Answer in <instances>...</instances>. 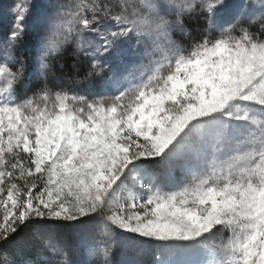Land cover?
Masks as SVG:
<instances>
[{"label": "snow or ice", "instance_id": "snow-or-ice-1", "mask_svg": "<svg viewBox=\"0 0 264 264\" xmlns=\"http://www.w3.org/2000/svg\"><path fill=\"white\" fill-rule=\"evenodd\" d=\"M0 264H264V0H0Z\"/></svg>", "mask_w": 264, "mask_h": 264}, {"label": "trees", "instance_id": "trees-1", "mask_svg": "<svg viewBox=\"0 0 264 264\" xmlns=\"http://www.w3.org/2000/svg\"><path fill=\"white\" fill-rule=\"evenodd\" d=\"M4 4H11L12 0H3Z\"/></svg>", "mask_w": 264, "mask_h": 264}]
</instances>
